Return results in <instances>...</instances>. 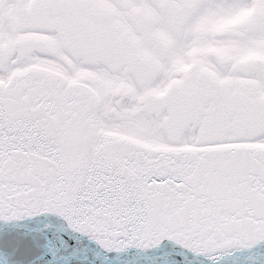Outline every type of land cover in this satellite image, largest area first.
Listing matches in <instances>:
<instances>
[{"label":"snow or ice","instance_id":"obj_1","mask_svg":"<svg viewBox=\"0 0 264 264\" xmlns=\"http://www.w3.org/2000/svg\"><path fill=\"white\" fill-rule=\"evenodd\" d=\"M0 264H264V0H0Z\"/></svg>","mask_w":264,"mask_h":264}]
</instances>
